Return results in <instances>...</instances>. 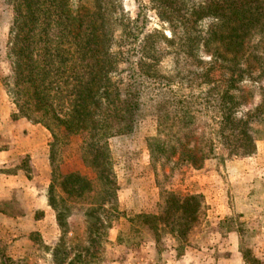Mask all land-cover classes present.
Segmentation results:
<instances>
[{"label":"trees","instance_id":"1","mask_svg":"<svg viewBox=\"0 0 264 264\" xmlns=\"http://www.w3.org/2000/svg\"><path fill=\"white\" fill-rule=\"evenodd\" d=\"M116 1L7 0L14 10L8 51L11 75L5 82L17 106L13 117L42 124L55 138L57 132L65 138L83 135L84 161L96 173L92 178L69 172L55 177L49 186L48 204L61 229L56 246L49 249L59 264L69 257L73 245L81 248L82 243L83 250L75 252L68 264H97L100 258L92 253L94 243L113 244L107 232L120 213L119 185L108 140L133 131L143 92L152 84L173 92L159 106V133L169 137L163 150L166 161L178 156L190 167H203L204 135L197 130L203 114L212 110L229 156H250L264 139V123L259 119L264 115V83L260 81L264 76V0H149L148 7L170 26L172 34L167 37L155 30L142 38L146 14L141 11L134 19L124 12L116 15ZM203 20L211 21L206 32L199 27ZM153 35H162L169 45L179 44L188 56L203 47L213 60L210 69L218 65L223 72L219 82L225 87L218 86L216 94L197 93L194 87L174 91L175 80L145 69L146 58L154 66L163 53ZM136 51L140 53L137 61L132 59ZM126 60L129 77L122 91L119 64ZM246 77L258 85L261 101L237 116L239 106L253 96V91L244 94L246 86L241 84ZM145 81H149L146 86ZM166 102L171 109L165 108ZM76 203L88 205L85 241L78 233L74 238L67 236V218ZM206 209L202 194L169 191L157 213L141 212L130 222L133 231L142 226L155 231V236H171L179 242L178 250L204 219ZM88 255L96 262L86 260ZM0 264L26 263L0 246Z\"/></svg>","mask_w":264,"mask_h":264},{"label":"rangeland","instance_id":"2","mask_svg":"<svg viewBox=\"0 0 264 264\" xmlns=\"http://www.w3.org/2000/svg\"><path fill=\"white\" fill-rule=\"evenodd\" d=\"M116 3V15L124 12L127 17L134 19L141 11L146 14L145 28L140 38L155 30L171 37L170 26L163 24L156 12L148 7L149 0H117ZM13 18L12 6L7 0H0V147L11 141L8 131L13 129L17 133L23 130L17 125L13 126V121L20 118L13 117L17 113V106L5 87L6 78L11 75L8 51ZM210 23V20H203L199 27L206 32ZM153 36L163 53L158 54L159 61L154 66L152 59L146 58L145 69L175 80L174 91L188 92L194 87L197 93L216 94L218 86L222 89L225 87L219 82L223 79V72L218 69V65L210 69L213 60L203 47L193 56H188L179 44L169 45L162 35ZM139 56L140 53L136 51L132 59L137 61ZM257 74L254 73V76ZM118 77L121 78L124 91L129 77V61L119 64ZM260 81L264 83V76ZM148 82L145 81V86ZM155 85L152 84L143 92L133 131L112 136L108 140L119 185L117 208L120 213L107 232L113 244L103 242L101 245V240L94 243L92 253L100 258L97 264H264V139L257 142L255 153L250 156H229V147L220 139L212 110L208 115L203 114L201 126L197 130V134L204 135L206 160L203 167H190L180 161L178 156L166 161L163 150L169 137L159 133V106L160 102L173 96V92ZM241 85L246 86V96L250 91H253V96L239 106L237 116L253 109L261 101L258 85L250 81L249 77ZM165 108L171 109L169 102H166ZM5 114L11 116L8 122L1 120ZM24 119L29 124V127L24 128L26 135L30 136L29 147L35 148V151L18 155L3 170L15 172L19 167L24 168L31 180L46 184L44 193L47 201L49 186L55 177L74 171L96 177L95 171L87 166L83 158V135L65 138L61 132H57L55 138L44 125ZM259 119L264 123V115ZM230 138L233 139V136ZM42 156H45L46 165L42 166L39 162L40 169H43L40 172L35 159ZM126 186L133 187L134 192L127 193L121 199V188ZM169 191L202 194L207 204L204 219L178 250L179 242L171 236H155V231L142 226L138 231H133L130 222V218L138 213H157ZM42 205L41 200L20 202L19 192L15 193L12 201L0 203V209L6 210L13 222L9 223L11 229L0 233V245L6 249L8 247L14 259L23 260L26 264H59L49 249V246L53 249L61 237L58 223L55 228L49 214L38 223L33 220L34 216L43 214L39 211ZM87 208L85 203L73 205L67 218L68 238H74L78 233L81 241H85ZM27 233L29 240L26 238ZM43 233L49 234L47 238L52 237L53 240L45 241ZM82 244L84 246L85 243ZM83 246L73 245L69 257L60 264H68V259L75 252L83 250ZM86 257L88 261L93 260L89 255Z\"/></svg>","mask_w":264,"mask_h":264},{"label":"crops","instance_id":"3","mask_svg":"<svg viewBox=\"0 0 264 264\" xmlns=\"http://www.w3.org/2000/svg\"><path fill=\"white\" fill-rule=\"evenodd\" d=\"M10 117H11L10 114H5L1 116V120L3 122H8ZM27 124L28 121L25 120L24 118H20L16 121H13V126L17 125V127H20V129L23 130H19L17 131V133H15L13 129L8 131L11 141L8 142L9 144L0 147V203L12 201L16 192L20 193V202H29L30 200L32 201L41 200L43 205L40 206L39 211L40 212L42 211L43 214L39 217L34 216L33 217L34 222L38 223L40 221H43L44 219H46L47 215L49 214L51 219H53L56 228L57 221H56L55 211L48 204L46 195L44 193V190L47 187L46 184H40V182H37L38 180H31L26 175V171L22 167H19L15 172L13 171L7 172L3 170L4 168L7 167V164L12 162V160L18 155L33 153L35 151V148L29 147L30 136L26 135L24 131L25 127H29L28 126L29 124L28 125ZM16 143L17 145L15 146ZM32 156L34 157L35 155ZM35 160L37 161V166L39 167L38 171L40 172L43 171L42 168L40 169L39 162L42 163V166L46 165L45 156H42L41 158L37 157ZM133 192H134V188L131 186H126V188H121L120 198L122 199L123 197H125L127 193L132 194ZM34 213L36 214L37 212L34 211ZM9 223H13L12 217L8 215L6 210L0 209V233L6 232L9 229H11ZM47 235L49 234L43 233V238L45 239V241H52L53 238L52 237L47 238ZM21 236L24 237V235ZM26 238L29 240V233L26 234ZM0 246L4 249L7 255L12 257V255L9 253L8 247L6 249L2 245Z\"/></svg>","mask_w":264,"mask_h":264}]
</instances>
